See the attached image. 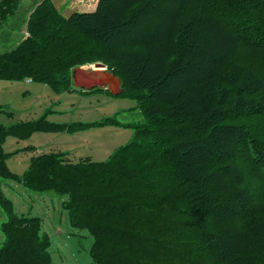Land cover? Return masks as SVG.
Wrapping results in <instances>:
<instances>
[{
    "label": "trees",
    "instance_id": "trees-1",
    "mask_svg": "<svg viewBox=\"0 0 264 264\" xmlns=\"http://www.w3.org/2000/svg\"><path fill=\"white\" fill-rule=\"evenodd\" d=\"M20 2L0 0V26ZM26 33L0 53V80L66 91L74 68L102 63L145 122L107 162L40 154L21 177L7 136L48 125H0V185L64 196L91 264H264V0H98L67 18L41 0ZM0 198V264H51L39 219Z\"/></svg>",
    "mask_w": 264,
    "mask_h": 264
},
{
    "label": "rangeland",
    "instance_id": "rangeland-1",
    "mask_svg": "<svg viewBox=\"0 0 264 264\" xmlns=\"http://www.w3.org/2000/svg\"><path fill=\"white\" fill-rule=\"evenodd\" d=\"M97 0H52L66 18L75 12H92ZM37 0H21L17 12L0 26V53L11 51L25 38L28 13ZM99 63L74 68L69 90L23 80H0V125L13 127L44 119L48 128L30 137L8 135L4 151L9 170L19 177L40 154L66 153L78 162L91 159L107 162L118 149L137 136L136 127L145 122L139 101L129 96H114L92 91L100 80L112 74ZM13 179H4L0 194L17 215L38 218L40 235L48 239L51 264H91L94 238L87 229L71 225L64 207V196L54 192H31ZM8 214L0 198V248L5 242L2 225Z\"/></svg>",
    "mask_w": 264,
    "mask_h": 264
},
{
    "label": "water",
    "instance_id": "water-1",
    "mask_svg": "<svg viewBox=\"0 0 264 264\" xmlns=\"http://www.w3.org/2000/svg\"><path fill=\"white\" fill-rule=\"evenodd\" d=\"M98 65L101 69L107 70V67L104 64L99 63ZM100 82L102 85H105L106 89L114 96H119L125 92V90L121 87V80L112 74H107L100 80Z\"/></svg>",
    "mask_w": 264,
    "mask_h": 264
},
{
    "label": "crops",
    "instance_id": "crops-1",
    "mask_svg": "<svg viewBox=\"0 0 264 264\" xmlns=\"http://www.w3.org/2000/svg\"><path fill=\"white\" fill-rule=\"evenodd\" d=\"M38 1V4H39V2L41 1V0H37ZM97 3H98V0L96 1V5H95V10H96V7H97ZM35 8H36V6L34 7V9L31 11V12H29L28 13V19H29V16L31 15V13L35 10ZM94 10V11H95ZM94 11H92V12H94ZM27 28V27H26ZM25 32H26V30H25ZM25 36H27V33H26V35ZM110 74V73H109ZM113 75V74H112ZM114 76V75H113ZM116 77V76H115ZM72 78H73V73H72ZM117 78H119V77H117ZM120 79V78H119ZM121 80V79H120ZM30 81H31V79H30ZM122 82V81H121ZM121 87L123 88V83H122V85H121ZM99 88H101V89H103V90H100V91H108L107 89H106V86L105 85H99ZM124 89V88H123ZM125 90V89H124ZM109 92V91H108ZM111 93V92H110ZM112 94V93H111ZM113 95V94H112ZM122 95V94H121ZM119 97H120V95H119Z\"/></svg>",
    "mask_w": 264,
    "mask_h": 264
}]
</instances>
